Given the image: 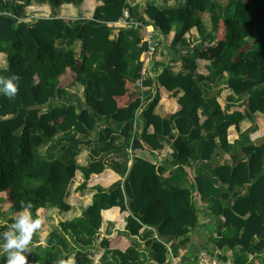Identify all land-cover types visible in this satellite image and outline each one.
Listing matches in <instances>:
<instances>
[{
	"label": "trees",
	"instance_id": "1",
	"mask_svg": "<svg viewBox=\"0 0 264 264\" xmlns=\"http://www.w3.org/2000/svg\"><path fill=\"white\" fill-rule=\"evenodd\" d=\"M82 1L89 7H95L93 17L82 19L72 27L56 15L48 17L45 14L35 18L32 23L26 20L46 13L48 6L56 10L65 4H77L76 0H36L28 7H18L11 1L3 4V0H0V57L6 56L7 61V68H0V78H19L18 92L14 97L0 94V193L6 194L4 201L17 212L21 211V201H30L33 218L38 210L48 204L63 210L70 209L65 196L69 184L76 177V164L61 156L53 160H38L35 152L37 147L60 129L66 132L70 144L80 142L73 131L90 134L96 127L97 120L87 110L79 109L76 105L46 110L50 98L66 83L75 81L86 84L85 75L91 61L99 55L102 96L97 101H91V87L87 84V103L103 116L112 117L118 122L127 121L124 130L126 137L134 132L137 115L143 114L146 124L138 129L133 140L134 162L124 181L114 185L108 192L95 195L94 203L81 217L73 220V224L93 236L102 225L101 211L117 205L121 209L128 207L131 211L127 228L132 234L139 233L147 225L158 226L162 235L185 234L190 227L196 226L198 219L191 192L188 189L172 191L167 188L162 166L142 157L138 152L162 151L165 146L160 138L166 137L173 140L179 151L180 164H186L192 157L191 143L201 135L204 128H212V118L222 114V111L213 110L205 126H201L199 109L206 95L200 81L205 76H171L165 69L159 81L170 88L180 87L185 91L179 99L181 108L176 113L180 135L175 138L170 120L155 113L160 94L147 105L139 97L132 100L138 93L135 84L142 62L134 78L127 77L129 50L122 35L118 39L111 38L112 29L108 23L118 21L126 7L132 11L129 0H103L101 5H97L96 0ZM163 1L169 3L170 0ZM229 1L230 10L218 19L214 42L196 48L194 57L216 62L227 73L228 86L237 93L263 87V105L259 106L254 97L250 98L245 113L226 122L223 133H226L230 125L238 124L243 117L254 120L255 113L264 110V0ZM217 6L215 0L211 6L214 16L217 14ZM202 12H205L202 0H185L182 7L170 5L163 10L149 5L145 10L161 31L171 29L175 21H183L182 33L194 27L205 33L200 15ZM61 39L81 40V53L77 54L73 49L57 48L56 43ZM151 84L152 81L146 79L143 89ZM113 132V128L107 127L97 140L106 141ZM212 137H209L205 156H210L215 147ZM243 151L250 156L248 162H239L234 170L231 167H219L217 171L222 180L232 185L253 181L248 197L234 199L232 207L221 211L225 224L243 225L245 233L241 239H223L219 246L248 245L254 235L264 232V221L255 209L259 204L264 208V139L257 144L244 145ZM102 168L100 162L93 163L89 169L84 170L86 179ZM261 171L263 174L258 176ZM196 178L199 180L198 176ZM248 214L250 217L245 221L243 216ZM61 227L67 230L64 224ZM104 243L110 245L106 240ZM150 245L155 249L157 261L163 263L169 258L162 242L153 240ZM54 249L50 247L43 253L35 247H29L31 254L28 264H61V261L66 264L68 256L58 259ZM135 249L131 244L126 251L137 254ZM87 262L89 258L86 256L76 259V264ZM0 264H6V256L0 258Z\"/></svg>",
	"mask_w": 264,
	"mask_h": 264
},
{
	"label": "crops",
	"instance_id": "2",
	"mask_svg": "<svg viewBox=\"0 0 264 264\" xmlns=\"http://www.w3.org/2000/svg\"><path fill=\"white\" fill-rule=\"evenodd\" d=\"M215 0H202L205 12L201 18L205 26V33L194 27L182 33L183 21H175L171 29L161 31L145 13L149 5L160 10L168 6L182 7L185 0H129L134 19H143L146 26L154 28L160 38L161 44L152 57L149 66V79L152 84L145 89H138L137 96L147 105L157 94L160 101L155 107V113L170 120L172 134L179 137L180 131L176 125L177 111L180 110L179 99L184 95L183 88H170L159 81L160 74L166 69L171 76H192L198 78L205 76L200 85L206 95L203 106L199 109L201 126L209 119L211 112L220 109L222 114L212 118V128L202 130L201 135L191 143L192 157L186 164L181 165L179 151L175 148L173 140L161 137L160 141L165 146L162 151H140L139 155L162 166V174L166 178L165 185L172 191L188 189L191 192V200L198 211L196 226L190 227L185 234L162 235L158 226L150 225L137 234H132L127 228L131 211L121 209L115 205L104 208L101 211L102 225L93 236L87 235L81 228L73 224V220L81 217L94 203L95 195L100 192H108L114 185L123 182L125 175L130 171L134 162L132 143L136 136L134 132L128 137L124 130L127 121L118 122L112 117L103 116L87 103L86 85L91 87V101H97L102 96V86L99 82L101 76V57L95 56L91 61L89 70L85 75L86 84L70 81L59 89L47 103V111L51 108H64L71 104L79 109L87 110L90 116L97 120L96 127L90 134L73 131L79 143H68L66 132L58 130L51 138L46 139L36 148L38 160H53L61 156L64 160H72L78 170L76 177L69 184L65 201L70 205L69 210H63L52 204L38 210L35 218L41 219V227L32 237L29 247H35L40 252H46L48 248L55 247L54 254L58 259L68 256L66 264H76L77 257L89 258L86 264H168L155 259V249L150 245L153 240L162 242L166 250L170 247L176 255L181 257L185 264H196L197 254L201 249L207 250L227 264H264V232L254 235L248 245L237 244L231 246L219 243L224 239H241L245 233L243 225L225 224L222 209L232 207L236 198L244 199L251 193L253 181L246 184H234L222 180L217 168L235 167L241 161H249L250 156L245 154L243 146L257 144L264 139V110L255 113V119L243 117L238 124H232L225 129V123L241 117L248 106V100L254 97L259 106L263 105L261 89L256 87L243 93H237L228 86L229 77L219 65L210 60L195 58L194 50L203 48L214 42L215 28L219 17H223L230 10L229 0H216L217 14L211 11ZM77 4H65L56 10L47 9L48 17L56 15L65 19L72 27L78 25L82 19H91L95 7H89L82 0H76ZM97 5L103 4V0H96ZM24 7V6H23ZM46 9V10H47ZM39 14L27 19L32 23ZM109 22L112 29L111 38L118 39L121 35L124 44L129 50V70L127 77L133 79L137 74L139 64L143 61L146 28L141 26L134 28L129 25ZM142 21V20H141ZM56 47L62 50L73 49L77 54L82 51V41L77 39L58 40ZM0 68H7V61L1 63ZM130 81V80H129ZM129 86V84H128ZM130 101L127 103V105ZM137 127L142 128L146 124L143 114L137 115ZM135 124V123H134ZM107 127L114 129L110 138L106 141H98V137ZM213 135L215 145L210 156H205L209 137ZM84 141V142H81ZM89 141V142H88ZM100 162L102 170L91 174L86 179L84 170L93 163ZM264 171V170H263ZM258 173V176L263 174ZM198 176L199 180H197ZM0 196V228L6 231L19 214L9 203ZM128 203V199H127ZM257 214L264 221V208L256 206ZM250 215L243 216L246 221ZM67 230H63L61 225ZM0 232V233H2ZM105 240L110 243L105 245ZM133 244L137 254L127 252V248ZM169 253V252H168ZM6 256L0 252V258ZM170 257V254H169Z\"/></svg>",
	"mask_w": 264,
	"mask_h": 264
},
{
	"label": "clouds",
	"instance_id": "3",
	"mask_svg": "<svg viewBox=\"0 0 264 264\" xmlns=\"http://www.w3.org/2000/svg\"><path fill=\"white\" fill-rule=\"evenodd\" d=\"M18 80V77L0 78V94L14 97L19 88ZM20 208L10 228L0 233V252L6 255V264H28L33 234L41 227V219L31 215L30 201H21ZM61 264L64 262L61 261Z\"/></svg>",
	"mask_w": 264,
	"mask_h": 264
},
{
	"label": "built area",
	"instance_id": "4",
	"mask_svg": "<svg viewBox=\"0 0 264 264\" xmlns=\"http://www.w3.org/2000/svg\"><path fill=\"white\" fill-rule=\"evenodd\" d=\"M133 11L129 7L124 8L123 14L120 18L119 23L123 25H129L134 28H139L141 26H145L146 28V37H145V48H144V57L141 65V69L139 71V77L136 80V86L143 90L144 82L149 77V66L152 57L158 51L161 41L160 38L154 28L151 26H146L144 21L139 19H134ZM139 127H137V121L134 124V134L138 131ZM168 252L170 257L168 259V264H185L181 257L176 255L174 251L168 247ZM196 264H227L218 258L215 255H211L207 250L201 249L196 257Z\"/></svg>",
	"mask_w": 264,
	"mask_h": 264
},
{
	"label": "rangeland",
	"instance_id": "5",
	"mask_svg": "<svg viewBox=\"0 0 264 264\" xmlns=\"http://www.w3.org/2000/svg\"><path fill=\"white\" fill-rule=\"evenodd\" d=\"M8 1H11L12 3H14L15 5H17L18 7H23V6L24 7H28V6H31L32 3L34 1H36V0H3L2 3L4 4V3L8 2ZM48 13H49V10L47 9L46 10V13L43 12L42 14H39V15L40 16H44L45 14H48ZM260 30L263 31L264 30V27H263V30L262 29H260ZM5 59H6V56H4V55L2 57H0V65H1V63L5 62ZM0 196L5 197L6 194L5 193H0ZM2 231H3V228H0V232H2Z\"/></svg>",
	"mask_w": 264,
	"mask_h": 264
}]
</instances>
